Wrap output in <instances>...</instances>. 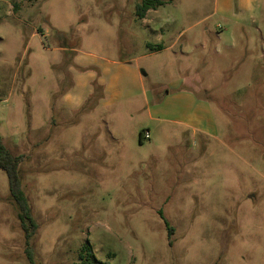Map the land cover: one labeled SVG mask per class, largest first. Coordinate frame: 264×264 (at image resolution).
<instances>
[{
	"label": "rangeland",
	"instance_id": "rangeland-1",
	"mask_svg": "<svg viewBox=\"0 0 264 264\" xmlns=\"http://www.w3.org/2000/svg\"><path fill=\"white\" fill-rule=\"evenodd\" d=\"M138 2L0 0V264H264V0Z\"/></svg>",
	"mask_w": 264,
	"mask_h": 264
},
{
	"label": "trees",
	"instance_id": "trees-1",
	"mask_svg": "<svg viewBox=\"0 0 264 264\" xmlns=\"http://www.w3.org/2000/svg\"><path fill=\"white\" fill-rule=\"evenodd\" d=\"M165 3L166 0H139L135 6V16L142 20L149 10H155ZM148 47L150 52L159 51L163 48L160 45L155 48ZM139 142H141V135ZM20 163L21 158L13 156L2 144L0 139V171L6 175L9 197L17 209L20 226L24 232L25 238L28 240L36 231L37 224L32 217L28 199L23 191L19 175ZM165 226L168 227L166 222ZM168 230L169 232L171 231L170 228H168ZM27 259L29 264H35L29 252ZM77 259V264H104L95 259L92 248L88 244L83 245L79 249Z\"/></svg>",
	"mask_w": 264,
	"mask_h": 264
},
{
	"label": "built area",
	"instance_id": "built-area-1",
	"mask_svg": "<svg viewBox=\"0 0 264 264\" xmlns=\"http://www.w3.org/2000/svg\"><path fill=\"white\" fill-rule=\"evenodd\" d=\"M144 139H148V137H149V135H148V133L147 132H145V134H144Z\"/></svg>",
	"mask_w": 264,
	"mask_h": 264
},
{
	"label": "crops",
	"instance_id": "crops-1",
	"mask_svg": "<svg viewBox=\"0 0 264 264\" xmlns=\"http://www.w3.org/2000/svg\"><path fill=\"white\" fill-rule=\"evenodd\" d=\"M160 37V36H159ZM36 197H38V196H36Z\"/></svg>",
	"mask_w": 264,
	"mask_h": 264
}]
</instances>
